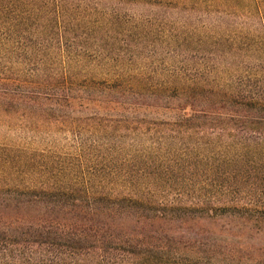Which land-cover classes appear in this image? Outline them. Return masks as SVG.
<instances>
[{
    "label": "trees",
    "instance_id": "obj_1",
    "mask_svg": "<svg viewBox=\"0 0 264 264\" xmlns=\"http://www.w3.org/2000/svg\"><path fill=\"white\" fill-rule=\"evenodd\" d=\"M218 1L0 0V117H34L35 125L43 117H91L82 128L121 127L139 140L130 153L111 146L116 151L104 158L112 166H86L97 180L0 181V264H264V247L248 241L264 237V69L211 79L173 68L162 82L154 70L132 69L139 45L128 37L143 35L135 5ZM221 5L259 21L264 53V0ZM144 91L158 106L173 98L164 107L177 120L138 118L132 98ZM216 128L221 165L199 164L216 144L189 140ZM87 156L81 147L68 164L82 171ZM47 157L32 170L64 171ZM216 217L221 230L211 233L221 232L219 243L190 228Z\"/></svg>",
    "mask_w": 264,
    "mask_h": 264
},
{
    "label": "rangeland",
    "instance_id": "obj_2",
    "mask_svg": "<svg viewBox=\"0 0 264 264\" xmlns=\"http://www.w3.org/2000/svg\"><path fill=\"white\" fill-rule=\"evenodd\" d=\"M221 6V0L186 9L144 3L135 5L132 10L140 17L139 23L143 24L140 27L143 35L136 36V31L133 30L128 37L129 45H139L138 60L132 69L144 66V71L154 70L159 82L168 79V74L165 72L173 68L187 69L190 73L204 72L211 79L219 77L221 79V72L235 76L247 75V72L262 74L264 53L262 49L257 50L260 45L256 43L263 36L262 25L255 19L228 14ZM228 34L232 38L226 39ZM258 59H261L263 67H260ZM146 92L149 91L132 98L136 101L137 114L140 116L138 118L151 121L177 120L178 117H175L172 110L164 107V105H173L175 101L173 98L167 99V102L163 100L158 103L161 106H158L152 94ZM33 118L0 117V181L2 183L41 185L51 179L65 182L89 178L97 180L98 178L87 174L86 166L95 164L98 170L103 166L106 168L112 166L114 164H107L104 158L108 151H116V148L111 146H124V150L130 153L134 152L132 142L139 141L127 138V131L121 127L118 132H113L114 130L107 127L101 128L100 132L82 128L87 123L86 120L91 117L66 119L43 117V122L38 125H35ZM76 120H82L79 122L81 125L73 131L69 130V125H77ZM206 124L212 126L209 122ZM215 130L217 128L199 137L193 136L189 140L194 143L200 138L199 142L214 141L216 144L206 148L205 158L199 164L221 165V132L217 134L214 133ZM118 134L122 135L120 139ZM108 139L111 144H107ZM176 140H169L168 144L174 148V145L178 144ZM81 147L88 154L87 164L83 165L82 171L78 168L73 170L68 163L74 165V161L71 162L70 158L74 157ZM47 156H50V165L53 169L62 168L64 171L51 175L55 173L32 170L34 161L41 164L43 158L48 159ZM95 156H97L96 160ZM190 228L193 231L200 228L202 235H210L211 239L216 238L217 243L221 242V232L211 233L221 230V217L214 218L211 223L200 220ZM248 241L264 247V237L253 236V239Z\"/></svg>",
    "mask_w": 264,
    "mask_h": 264
}]
</instances>
